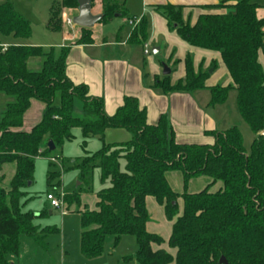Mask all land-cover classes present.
Returning a JSON list of instances; mask_svg holds the SVG:
<instances>
[{
  "label": "trees",
  "instance_id": "obj_1",
  "mask_svg": "<svg viewBox=\"0 0 264 264\" xmlns=\"http://www.w3.org/2000/svg\"><path fill=\"white\" fill-rule=\"evenodd\" d=\"M78 8L76 0L55 4L48 28L61 31L63 11ZM259 8L254 0H228L207 7L210 13L200 16L194 26L184 21L181 6L154 8L187 44L219 53L233 81L229 87L206 88L209 72H196L188 56L184 81L172 85L170 77L157 79L154 88L165 94L209 90L212 107L225 104L236 91L238 113L255 136L250 153L236 127L208 133L215 140L212 145L178 144L168 118L148 125L146 111L135 98H126L117 114L109 117L102 99L90 97L86 86H75L68 79L66 50L57 55L54 49H4L0 44V93L14 99L0 124V173L5 166L16 167L7 187L0 186V264H9L10 256L19 255L22 236L48 250V239L59 233L55 226L41 230L36 222L49 213L24 212V202L32 199L28 190L42 146L52 141L56 151H62L75 140L76 129L82 132L84 149L90 139L102 143L98 152L72 163L70 170L79 173L80 185L64 198V212L80 216L81 252L86 259L102 257L110 239L117 247L124 237H133L138 251L125 258L126 263L221 264L224 258L227 264H264V67L259 60L260 54L264 56V20L258 19ZM117 17L134 20L125 2L103 0L100 24H110ZM83 31L80 44L92 43L91 31ZM32 34L30 22L13 3L0 5V36L28 40ZM148 38L149 21L143 17L129 42L144 46ZM31 58L43 60L40 72L29 71ZM33 100L46 105L44 118L30 133L19 131ZM77 100L82 116L74 114ZM111 129L128 132L131 140L108 144L105 135ZM45 150L52 155L47 146ZM52 158L63 171L62 155ZM97 170L102 184L109 182L110 187L96 195L91 210L83 196L93 193ZM169 173L182 175V194L172 188ZM59 178L60 173L50 172L49 188H55ZM200 180L204 187L191 191V183ZM149 198L164 208L169 222H175L168 242L148 231ZM154 246L160 249L155 251Z\"/></svg>",
  "mask_w": 264,
  "mask_h": 264
},
{
  "label": "crops",
  "instance_id": "obj_2",
  "mask_svg": "<svg viewBox=\"0 0 264 264\" xmlns=\"http://www.w3.org/2000/svg\"><path fill=\"white\" fill-rule=\"evenodd\" d=\"M107 1L119 3L125 2L128 16L131 19H142L143 17L148 19L149 38L144 46H137L129 42L131 33L134 31V27H131L128 24V19H122L120 24L115 25L118 17L110 24H98L93 29H90L93 40L90 44H80L84 35L83 28L76 25L73 27L64 25V27L62 26L61 31L53 32L48 28L49 21L45 24L47 30L46 32L50 36V40L49 42H46V44L34 43L33 37L28 40H18L13 36H0V44L4 49L17 46L40 47L45 50L54 49L57 55H59L61 51L66 50L68 52L66 60V74L68 79L75 86H86L90 97L102 99L104 103V111L107 116H115L124 105L126 98H135L138 100L140 107L146 111L148 125L156 126L163 116L168 118L169 124L174 131L175 140L178 144L212 145L215 140L208 136V133L225 132L233 128L227 121V113L223 109L225 104L216 107L210 106L212 97L209 90L194 93L165 94L161 90L154 88L157 79L163 80L166 78L163 75V59H166V62L168 63L167 67L171 70V75L169 77L172 85H175L179 81H184L186 78L185 61L188 56L192 57L196 72H209L212 69V66L214 64L216 65V69H213L212 73L209 72L210 77L205 84L206 88L210 89L217 86L229 87L230 85H233L229 71L219 53L201 50L190 46L183 41L176 32L172 31L168 22L154 10L155 7L167 5L181 6L184 8V21L190 22V24L194 26L200 16L210 13V11L206 9L207 7L217 6L228 0ZM254 3L260 7L257 12L258 19L264 20V0H254ZM63 13L67 16V18L74 20V18L78 15V9H66ZM92 13L95 16H102L103 0H97L94 2L92 6ZM106 26L109 29H106ZM146 45L149 46V49L150 47L153 48V51L158 50L156 55H164L160 57V59L153 58L151 53L146 55ZM259 60L264 67V56L262 54H260ZM42 68L43 60L41 58H31L28 61L29 71L40 72ZM222 81L223 83H221ZM13 102L14 99L0 93V124L8 105ZM45 111L46 105L44 103L33 100L30 108L24 115L23 125L19 131L30 133L42 122ZM82 114L83 110L81 104L80 116H82ZM105 140L108 144H121L130 141L131 135L124 130L111 129L106 132ZM93 143L94 150L97 149L98 145L100 146V144L96 142V139L88 140L87 146ZM47 145L48 144L46 142V144L42 146L40 150L41 154ZM15 172L16 167L10 165L5 166L3 168V172L0 174L4 177L9 176L13 178ZM94 177L96 179L98 177L101 178V172L97 170ZM182 182L180 181L181 184ZM195 182L197 181H193L190 187V190L194 192L203 188L205 185H193ZM79 185L80 183H78L77 187ZM102 185L104 189L110 187L109 182ZM172 188L177 193L182 194L184 190V183L183 187L181 185L179 187L176 183V187L172 186ZM28 194L31 195L29 191ZM90 195L95 197V208L97 201L95 195L97 194H94L93 192ZM90 195L83 196V199L88 207L89 204L86 201V198ZM149 199L153 200V209L151 214L148 207L149 214L151 216L148 231L152 234L162 236L165 241L168 242L172 235V229L175 222H169L166 219L164 208L158 205L154 199ZM154 210L163 214V218L161 217V219L159 218L158 220L155 219V216L153 215ZM50 215L52 216L53 213L51 212ZM36 225L40 227H53L47 226L43 221L42 223L37 221ZM168 225H171V230L169 237L166 239L164 233H168ZM57 228L59 233L53 236L61 238V247H59L60 256L56 260L55 264H96L95 262H98L102 258L100 257L89 260L82 255L81 219L78 242L76 235V242H74V245L71 242L70 245L68 241L70 235L67 226L64 225L62 228ZM51 238L52 236L48 239V241ZM164 248L168 250L167 245L164 246ZM153 249L157 251L160 248L154 246ZM34 252L36 253V258L34 260H30L29 264H52L50 259L46 258L43 260L42 258V256H47L46 254L50 253H43L45 254L43 255L36 249ZM11 260L12 264H16L14 259ZM20 262L23 263L24 258H22Z\"/></svg>",
  "mask_w": 264,
  "mask_h": 264
},
{
  "label": "rangeland",
  "instance_id": "obj_3",
  "mask_svg": "<svg viewBox=\"0 0 264 264\" xmlns=\"http://www.w3.org/2000/svg\"><path fill=\"white\" fill-rule=\"evenodd\" d=\"M7 2L13 3L15 10L20 13L27 21L30 22L32 26V37L34 43H45L49 42L50 36L47 34L46 26L45 24L48 23L51 16V9L55 4H58L61 2V0H0V5L5 4ZM67 18L64 13L62 14V26L64 27V20ZM117 22L115 25H118L122 22V19L118 18L116 19ZM106 29H109L106 26ZM150 53L153 58L160 59L164 54L160 55H154L153 48L150 47ZM164 58V57H163ZM163 65L168 66V63L166 62V59H163L162 61ZM211 69L210 71H212ZM209 71V72H210ZM223 83V81L221 82ZM227 113V121L231 124L232 127H236L240 130L243 136L244 140V147L248 153L251 151L252 144L254 142L255 136L250 131L247 124L242 120L238 113L237 108V93L231 92L229 94V98L227 102L225 103V106L223 108ZM80 111V112H79ZM75 115L80 116L81 113V103L77 100L75 109H74ZM74 136L75 140L70 143H66L63 150H58L52 153V155H49L46 153V150L42 152L39 158H37L35 164H36V171H35V177H34V183L28 190L31 195V200L24 202V212H33L36 213V215H40L44 211H47L48 218L44 220H39V222L42 223L45 222L47 226H57L61 227L66 225L67 229L69 230V243L71 242L74 245V242H76V235H77V242H78V236L80 234V217H78L75 214L69 215L65 214L62 209L57 210L50 207V203L47 201V196L50 193L59 195L60 193L69 194L72 193L75 188L77 187L79 183V173L73 170H70V166L72 163L78 159L86 157L87 154H93L98 152L101 147L102 143L96 139V142L100 144L98 145L97 149H93L94 143L87 146V149H84L82 147V136H81V130H74ZM77 133V135H76ZM59 155H62V158L65 161V167L62 172L61 168L59 166L54 165L51 162L52 157H59ZM53 164V165H52ZM50 172H56L60 173V178L55 180L54 185L55 188H49L47 176ZM95 176V174H94ZM181 177V178H180ZM12 177L6 176L3 178V176L0 174V186L7 187L8 183L10 182ZM168 181L170 184L174 187H176V183L180 187V185L183 187L182 182V175L180 173H169L167 175ZM182 182V184L180 183ZM3 182V183H2ZM58 184H61L60 187ZM180 184V185H179ZM198 184V186L203 185V181H197L193 185ZM101 178H95L93 177V192L94 194H98L100 191L104 189L102 187ZM182 191V190H181ZM184 191V190H183ZM96 196V195H95ZM95 197L89 196L86 198V201L89 204V209H94L95 204ZM148 207L152 214V207H153V200H148ZM53 213L51 216L50 213ZM153 215L155 216V219H161L163 218V214H160L157 211H153ZM46 227H40L41 230H44ZM171 225H168V233L165 234V238L167 239L170 235ZM75 231V234H74ZM49 248L48 250L41 249L40 247H37L35 245V242L25 236L21 237V245H20V252L18 256H10L9 264H12V260L14 259V262L16 264H29L30 260H34L36 258V253L34 250H39L40 253H50L46 254L47 256H42L44 259H50L52 264H55L56 260L58 259L59 255V247H61V238L58 236H52V238L48 241ZM70 243V245H71ZM42 251V252H41ZM138 251V245L136 243L135 238L133 237H124L119 245L115 247V244L112 239L108 240L106 247H105V253L103 254L102 258L95 262L96 264H134V263H126L124 262V259L130 256H133ZM173 254H175V251H172ZM45 255V254H43ZM24 258V262L21 263L20 260ZM20 262V263H19Z\"/></svg>",
  "mask_w": 264,
  "mask_h": 264
},
{
  "label": "water",
  "instance_id": "obj_4",
  "mask_svg": "<svg viewBox=\"0 0 264 264\" xmlns=\"http://www.w3.org/2000/svg\"><path fill=\"white\" fill-rule=\"evenodd\" d=\"M78 3V15L74 18V25L81 27L83 29H93L96 25L100 24L102 21V16H95L92 13V6L94 0H76ZM153 53L156 55L158 50H154ZM163 75L165 77H169L171 75V70L164 65ZM213 71H210L212 73ZM49 151L51 153L56 151V147L52 141H50L47 145ZM221 264H227V261L222 258L220 261Z\"/></svg>",
  "mask_w": 264,
  "mask_h": 264
},
{
  "label": "built area",
  "instance_id": "obj_5",
  "mask_svg": "<svg viewBox=\"0 0 264 264\" xmlns=\"http://www.w3.org/2000/svg\"><path fill=\"white\" fill-rule=\"evenodd\" d=\"M140 21H141V19H135V20L128 21V24L131 27L135 28L140 23ZM64 24L66 26H69V27L74 26V22L70 18H65ZM145 54L146 55L150 54V49H149L148 45L145 46ZM262 136L264 137V132L262 133ZM40 154H41V151H40ZM51 162L60 166V162L55 158H51ZM65 196H66V194H64V193H62V194L60 193L59 195L51 193L47 196V201L50 203V206L52 208L57 209V210L62 209L64 211V208H65L64 198H65Z\"/></svg>",
  "mask_w": 264,
  "mask_h": 264
}]
</instances>
